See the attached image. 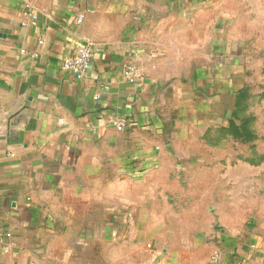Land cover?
<instances>
[{"label": "crops", "instance_id": "crops-1", "mask_svg": "<svg viewBox=\"0 0 264 264\" xmlns=\"http://www.w3.org/2000/svg\"><path fill=\"white\" fill-rule=\"evenodd\" d=\"M85 42L79 80L61 63ZM241 75H264V0H0V264H264L172 197L199 191L185 129Z\"/></svg>", "mask_w": 264, "mask_h": 264}, {"label": "rangeland", "instance_id": "rangeland-1", "mask_svg": "<svg viewBox=\"0 0 264 264\" xmlns=\"http://www.w3.org/2000/svg\"><path fill=\"white\" fill-rule=\"evenodd\" d=\"M253 51L258 53L256 49ZM239 79L237 89L219 99L212 117L199 125L198 133L185 129L188 134L182 136L177 147L180 151L199 153V171L193 174L199 191L172 193V197L199 198V218L208 220L214 240L236 237L239 245L244 246L245 233H249L257 242L247 244L261 251L264 250V75H241ZM169 181L161 176L158 183L167 185ZM212 251L211 261L214 254L220 255L218 249Z\"/></svg>", "mask_w": 264, "mask_h": 264}, {"label": "built area", "instance_id": "built-area-1", "mask_svg": "<svg viewBox=\"0 0 264 264\" xmlns=\"http://www.w3.org/2000/svg\"><path fill=\"white\" fill-rule=\"evenodd\" d=\"M83 14L79 13L76 18V24L79 25L83 21ZM38 21V15L32 4L25 2L23 4V20L20 22L21 26L36 25ZM39 44L43 43L42 39H39ZM97 51L96 47L91 42L80 43L76 46L75 52L72 57L66 58L61 63V69L72 74L76 79H83L85 74L89 71L92 66L93 58L95 52ZM135 67L128 62L123 63V78L126 80L132 79L135 76ZM104 89H108L107 86ZM100 95H95L94 100H98ZM124 119H117L113 121L114 127L120 131L123 130L126 125H128ZM214 262L218 261V255L214 254L212 257Z\"/></svg>", "mask_w": 264, "mask_h": 264}]
</instances>
